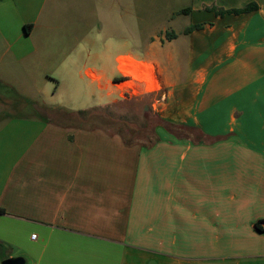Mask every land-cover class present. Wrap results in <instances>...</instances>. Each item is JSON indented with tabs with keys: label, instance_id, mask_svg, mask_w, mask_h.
I'll use <instances>...</instances> for the list:
<instances>
[{
	"label": "crops",
	"instance_id": "crops-1",
	"mask_svg": "<svg viewBox=\"0 0 264 264\" xmlns=\"http://www.w3.org/2000/svg\"><path fill=\"white\" fill-rule=\"evenodd\" d=\"M0 96V264H264V0H0ZM127 96L202 138L58 120Z\"/></svg>",
	"mask_w": 264,
	"mask_h": 264
},
{
	"label": "rangeland",
	"instance_id": "rangeland-1",
	"mask_svg": "<svg viewBox=\"0 0 264 264\" xmlns=\"http://www.w3.org/2000/svg\"><path fill=\"white\" fill-rule=\"evenodd\" d=\"M66 86L67 95L73 96L76 84H66ZM22 105V102L18 99H12V101L6 102V100L0 96V121L8 119L9 117H12V115L37 117L36 112L32 108H30L28 105L21 107ZM149 107L152 108L151 97L127 96L109 108H105L98 112L95 111L97 114L102 115L104 117L103 119L91 117L90 114L82 116L80 114L64 113L60 114L58 120L78 123V125H83V127L99 125L112 129L122 128L124 129L125 134L131 135L132 132H137L138 138L142 139L143 141L151 142L152 140H156L158 137H160V128L162 127L159 125L161 122L159 121L158 117L152 112L148 111ZM153 112L156 113L154 110ZM181 132H187L191 137L195 138H198L200 135L198 132L193 130L187 131L182 129ZM141 261L143 260L141 259ZM140 262L138 263L141 264Z\"/></svg>",
	"mask_w": 264,
	"mask_h": 264
},
{
	"label": "trees",
	"instance_id": "trees-1",
	"mask_svg": "<svg viewBox=\"0 0 264 264\" xmlns=\"http://www.w3.org/2000/svg\"><path fill=\"white\" fill-rule=\"evenodd\" d=\"M255 9H257V5L255 3H252V4H249V5H247V6L243 7V8H239V9L220 10V11L215 9V12L217 14H219V15H224L225 13L241 14V13L253 11ZM186 12H189V10L185 9L184 13H186ZM202 27H203V25H201V24L193 25V26H190L187 29V32L190 33L191 31L196 30V29H201ZM169 36H171V35H169ZM115 104L116 103L109 104V105L102 106V107L92 108V109H89V110H81V111L78 112V114H80L82 116H86V115L90 114L91 117L103 119L104 117L102 115H100V114H97L95 111L98 112V111L103 110L105 108H109L110 106H113ZM148 111L152 112L155 116L158 117L159 121L161 122V124L159 123V125L162 127V128H160V130L166 129L168 132L173 133L175 136L184 137V138L190 137V134L187 133V132L182 133L181 132L182 129H185L187 131L188 130H193V131H196V132L198 131V133H199V130H196L195 127L178 126V125L172 124V123L164 120L158 114L153 112L151 107H149ZM79 126H81V125L79 124ZM178 127L181 128V129H179ZM87 128H89L90 130H94V129L100 128V129H103L105 132H107V133H109L111 135H119L122 138L123 143L126 146H128V147L135 146V145H141L143 147H152L153 145H155L161 139V136H160V137H158V139L152 140L151 142L143 141L142 139L137 137V132H132L131 135H128V134L124 133V129H122V128H118V129H114L113 128L112 129V128H109V127H106V126H99V125L98 126H88ZM172 128H175V129H172ZM199 138H202L201 134L199 135L198 139ZM5 213H6L5 210L0 209V214H5ZM256 229L259 230V231H264V230H261L258 225L256 226ZM2 246H3V244L0 242V247H2Z\"/></svg>",
	"mask_w": 264,
	"mask_h": 264
},
{
	"label": "water",
	"instance_id": "water-1",
	"mask_svg": "<svg viewBox=\"0 0 264 264\" xmlns=\"http://www.w3.org/2000/svg\"><path fill=\"white\" fill-rule=\"evenodd\" d=\"M2 264H24V259L22 257H13L5 259Z\"/></svg>",
	"mask_w": 264,
	"mask_h": 264
},
{
	"label": "built area",
	"instance_id": "built-area-1",
	"mask_svg": "<svg viewBox=\"0 0 264 264\" xmlns=\"http://www.w3.org/2000/svg\"><path fill=\"white\" fill-rule=\"evenodd\" d=\"M257 225L259 226V228H260L261 230H264V220H260V221H258L257 224L255 225V227H256ZM32 237L35 238L36 236L33 235Z\"/></svg>",
	"mask_w": 264,
	"mask_h": 264
}]
</instances>
